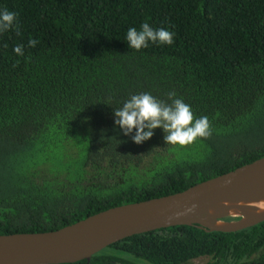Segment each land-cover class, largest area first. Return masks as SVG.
<instances>
[{
    "label": "trees",
    "instance_id": "16d2710c",
    "mask_svg": "<svg viewBox=\"0 0 264 264\" xmlns=\"http://www.w3.org/2000/svg\"><path fill=\"white\" fill-rule=\"evenodd\" d=\"M0 235L54 231L182 192L264 157V0H0ZM143 23L172 45L128 47ZM35 39L32 48L28 41ZM23 45L24 56L14 52ZM207 116L208 138L137 145L113 109L169 93ZM232 220V219H227ZM264 264V221L225 233L174 226L72 264Z\"/></svg>",
    "mask_w": 264,
    "mask_h": 264
},
{
    "label": "water",
    "instance_id": "95a60500",
    "mask_svg": "<svg viewBox=\"0 0 264 264\" xmlns=\"http://www.w3.org/2000/svg\"><path fill=\"white\" fill-rule=\"evenodd\" d=\"M264 201V157L175 194L116 206L58 230L0 235V264L89 263L125 238L174 226L197 225L225 233L264 221L240 206ZM238 220L209 222V216Z\"/></svg>",
    "mask_w": 264,
    "mask_h": 264
},
{
    "label": "clouds",
    "instance_id": "9594fccd",
    "mask_svg": "<svg viewBox=\"0 0 264 264\" xmlns=\"http://www.w3.org/2000/svg\"><path fill=\"white\" fill-rule=\"evenodd\" d=\"M17 23L16 14L8 9L0 10V34L13 29ZM125 40L130 49L137 52L146 49L149 43L159 46L172 45L174 33L165 28H153L143 23L140 30L130 27ZM38 41L30 39L28 46L34 48ZM23 45H17L13 50L24 56ZM174 92L169 93L171 103L156 99L150 93L132 95L123 106L113 109L115 125L124 136H129L135 130L132 140L140 145L150 140L154 130L163 129L166 144L186 146L197 138H208L211 135V125L207 116L194 118L191 107L181 98H174Z\"/></svg>",
    "mask_w": 264,
    "mask_h": 264
},
{
    "label": "bare ground",
    "instance_id": "6f19581e",
    "mask_svg": "<svg viewBox=\"0 0 264 264\" xmlns=\"http://www.w3.org/2000/svg\"><path fill=\"white\" fill-rule=\"evenodd\" d=\"M237 211L242 213L243 215L249 216H258L264 213V201L246 204L237 208ZM219 214H212L209 216V222L212 224H216V219L219 218Z\"/></svg>",
    "mask_w": 264,
    "mask_h": 264
},
{
    "label": "rangeland",
    "instance_id": "374dc122",
    "mask_svg": "<svg viewBox=\"0 0 264 264\" xmlns=\"http://www.w3.org/2000/svg\"><path fill=\"white\" fill-rule=\"evenodd\" d=\"M218 219L221 220V221H229L227 219L238 220L240 218L239 217H236V218H224V217H221V218H218ZM209 261H210L209 257H202V258H198V259H195V260L191 261L189 264H206Z\"/></svg>",
    "mask_w": 264,
    "mask_h": 264
}]
</instances>
